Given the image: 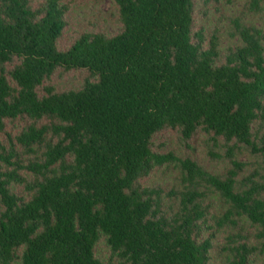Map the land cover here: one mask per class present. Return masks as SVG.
I'll return each instance as SVG.
<instances>
[{
	"label": "trees",
	"instance_id": "obj_1",
	"mask_svg": "<svg viewBox=\"0 0 264 264\" xmlns=\"http://www.w3.org/2000/svg\"><path fill=\"white\" fill-rule=\"evenodd\" d=\"M67 1L0 0V130L26 121L8 145L0 138V264H112L96 255L102 238L125 264H210L202 188L230 204L219 226L246 216L264 237V183L238 186L233 149L223 176L153 149L163 130L186 140L203 130L264 160V135L257 142L253 132L264 120V30L235 20L240 44L222 60L219 38L207 47L193 31L196 0H114L121 32L85 33L60 49ZM58 71L87 76L79 89L59 90L47 83ZM35 146L41 157L26 158ZM175 162L185 188L167 194L178 200L168 212L164 190L142 180ZM16 183L28 198L12 190ZM229 248V264H252L246 243Z\"/></svg>",
	"mask_w": 264,
	"mask_h": 264
},
{
	"label": "rangeland",
	"instance_id": "obj_2",
	"mask_svg": "<svg viewBox=\"0 0 264 264\" xmlns=\"http://www.w3.org/2000/svg\"><path fill=\"white\" fill-rule=\"evenodd\" d=\"M70 10L67 14V26L59 40L60 49H68L82 34L103 32L107 36H114L123 29L119 16V7L114 0H68ZM262 11L250 8V0H196L195 25L193 31L202 32L205 45L208 47L213 36L219 38V50L222 55L227 54L231 47L240 44L235 35V20H241L248 25H255L264 30V3ZM86 71H58L49 82L59 90L79 89L82 87ZM40 94L44 91L41 88ZM26 125L25 120L5 121L0 130V138L8 145L9 138L13 139ZM254 139L259 142L264 135V120H258L253 125ZM36 153H26V158L37 160L41 157L43 147L37 148ZM17 150L22 151L18 144ZM153 149L158 153L172 152L179 158H191L197 161L209 172L223 176L232 167L229 149H233V158L242 164L237 176L238 186L246 188V178H252L264 183V160L261 154L254 153L251 147L227 142L223 137H215L213 133L200 130L191 139L186 140L178 130L166 129L153 137ZM27 163V162H26ZM0 169L5 170L0 163ZM21 173L31 179L33 173L23 170ZM144 186L161 187L164 190V208L172 212L178 206L177 197L167 195L171 191L179 192L185 188L183 172L178 163L165 164L156 167L150 176L142 180ZM12 190L25 198L29 193L21 184H14ZM205 191V203L209 205L210 214L204 236L212 237L213 248L209 253L210 264H229L232 257L230 246L246 243L252 248L248 259L252 264H264V237L260 235L261 227L252 223L246 216L231 217L236 223L227 222L218 225L217 219L222 217L229 208V203L214 189L202 188ZM264 194V193H263ZM235 241V243H232ZM22 250H20L21 253ZM96 255L102 261L112 264H125L112 250L105 238H102L96 247ZM20 259L15 262L19 264Z\"/></svg>",
	"mask_w": 264,
	"mask_h": 264
}]
</instances>
